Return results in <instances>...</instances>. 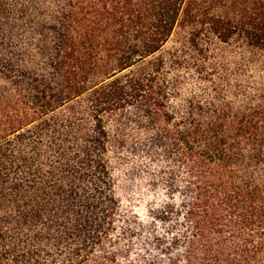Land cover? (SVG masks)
<instances>
[{"label": "trees", "instance_id": "1", "mask_svg": "<svg viewBox=\"0 0 264 264\" xmlns=\"http://www.w3.org/2000/svg\"><path fill=\"white\" fill-rule=\"evenodd\" d=\"M0 264H264V0H0Z\"/></svg>", "mask_w": 264, "mask_h": 264}]
</instances>
